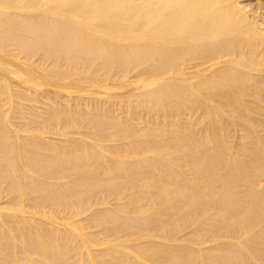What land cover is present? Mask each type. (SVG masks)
<instances>
[{
  "label": "bare ground",
  "instance_id": "6f19581e",
  "mask_svg": "<svg viewBox=\"0 0 264 264\" xmlns=\"http://www.w3.org/2000/svg\"><path fill=\"white\" fill-rule=\"evenodd\" d=\"M0 264H264V0H0Z\"/></svg>",
  "mask_w": 264,
  "mask_h": 264
}]
</instances>
